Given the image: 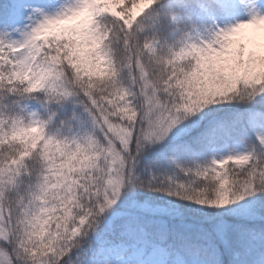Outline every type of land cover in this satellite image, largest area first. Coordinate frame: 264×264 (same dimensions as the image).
Masks as SVG:
<instances>
[{
    "label": "snow or ice",
    "instance_id": "6c2138e0",
    "mask_svg": "<svg viewBox=\"0 0 264 264\" xmlns=\"http://www.w3.org/2000/svg\"><path fill=\"white\" fill-rule=\"evenodd\" d=\"M0 264H264V0H0Z\"/></svg>",
    "mask_w": 264,
    "mask_h": 264
}]
</instances>
